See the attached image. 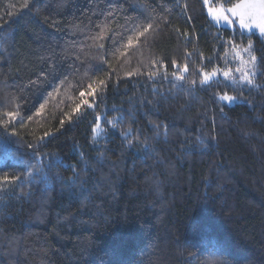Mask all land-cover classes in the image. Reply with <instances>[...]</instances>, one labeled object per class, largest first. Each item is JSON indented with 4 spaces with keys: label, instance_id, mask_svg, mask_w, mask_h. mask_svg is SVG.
I'll list each match as a JSON object with an SVG mask.
<instances>
[{
    "label": "trees",
    "instance_id": "16d2710c",
    "mask_svg": "<svg viewBox=\"0 0 264 264\" xmlns=\"http://www.w3.org/2000/svg\"><path fill=\"white\" fill-rule=\"evenodd\" d=\"M24 3L0 0V264H264V37L203 0ZM228 41L252 42L256 87L201 85L238 64Z\"/></svg>",
    "mask_w": 264,
    "mask_h": 264
},
{
    "label": "snow or ice",
    "instance_id": "6c2138e0",
    "mask_svg": "<svg viewBox=\"0 0 264 264\" xmlns=\"http://www.w3.org/2000/svg\"><path fill=\"white\" fill-rule=\"evenodd\" d=\"M177 3H179V0H177ZM204 6L208 9V13L211 16V18L214 21L220 22L223 21L225 23H233L234 21L229 18L228 14H231V16L238 18L239 25L241 29H248L251 27H256L259 29L261 35H264V0H240L239 3H232L230 7L225 6L223 3L220 4L219 7H211L209 0H203ZM27 0H25L24 7H27ZM184 7H187L186 5ZM168 9H165L167 11ZM166 22V21H165ZM156 27H159V25H154V22L149 21L146 26L141 25L139 26V29L130 32V34L126 38V44L124 45L126 48L131 49L134 48L136 45V42L140 41L142 37L145 38L146 43V34L150 30H155ZM187 36V33L184 34ZM101 38L103 36L101 35ZM124 37H122L121 42H124ZM229 44L232 45V53L234 61H238V64L235 66V68H225L222 72L217 69L213 68L211 71H203L201 70L200 75V83L201 85H208L212 82L213 78L217 76L218 73L222 74L224 79L236 84L241 85H248L250 88L256 87V77H257V57L252 54V42L249 41L247 47L241 48L240 45L235 44L233 41H228ZM101 48H104V45H100ZM242 53L247 54L248 59H244L242 56ZM121 55H125L124 52H121ZM227 55V52H225V56ZM211 59V58H209ZM223 59V57L221 58ZM153 67H156V63L154 62ZM160 67L163 68L164 65L160 64ZM172 67L176 68L178 67L175 60L172 62ZM100 69H96V71H99ZM188 65L185 64L182 67L179 68V74L172 73L174 78L177 81H185L187 77L184 75L188 72ZM238 74V75H237ZM150 78H154L156 76L155 72H150L149 74ZM195 79L192 81H189L192 85H195ZM175 87V85H173ZM101 88H106V82L104 80H99L98 82H92L89 83L86 90L80 91V101L75 105V107L72 109L71 113L66 114V119L71 120V117L73 114L79 113L81 108L86 106L87 108H93L94 105L91 103L88 99L85 97H95L98 90ZM221 100L224 101H234L236 97L224 94L219 97ZM41 110H43L44 105H41ZM37 115H40V112L36 113ZM4 116L8 117L9 120L13 119L15 117V113L12 111H6L3 113ZM100 118L97 117V122L95 123V126L93 127L92 131L93 133H96L100 127L99 125ZM65 123L64 119L60 120V125L63 126ZM109 124H111L113 127H115V123L113 121H108ZM48 133H45V136H47ZM44 137H41V140H43ZM18 179L16 177H12L11 180ZM5 181H9V177L4 178Z\"/></svg>",
    "mask_w": 264,
    "mask_h": 264
},
{
    "label": "rangeland",
    "instance_id": "374dc122",
    "mask_svg": "<svg viewBox=\"0 0 264 264\" xmlns=\"http://www.w3.org/2000/svg\"><path fill=\"white\" fill-rule=\"evenodd\" d=\"M239 2H240V1H239ZM239 2H237V3H239ZM210 6L213 7V8H215V7H219L220 5L213 6V5L210 4ZM230 6H231V5H230ZM230 6H228V7H230ZM205 11H206V14H207L208 18L211 20V22L214 23V24H215L216 26H218V27H225V28H229V29H231V30H235V29H237V30H239V31H241V32H243V33H245V34L256 33V34H258L259 36L264 37V35H261L259 29L256 28V27H251V28H248V29H241V28H240V25H239V20H238V18L231 16V14H228V15H229V18H230L231 20H233L234 22L231 23V24H229V23H225V22H223V21H220V22L214 21V20L211 18V16L209 15V13H208V9H207L206 7H205ZM217 75H218V74H217ZM216 78H217V76L214 77V79H216ZM223 101H224V100H223ZM224 102H226V101H224Z\"/></svg>",
    "mask_w": 264,
    "mask_h": 264
}]
</instances>
